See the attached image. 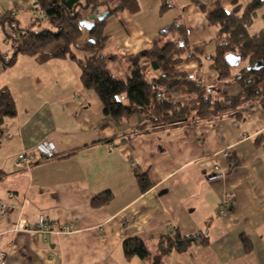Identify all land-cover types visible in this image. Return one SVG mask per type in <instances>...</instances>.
Wrapping results in <instances>:
<instances>
[{"label": "crops", "instance_id": "crops-1", "mask_svg": "<svg viewBox=\"0 0 264 264\" xmlns=\"http://www.w3.org/2000/svg\"><path fill=\"white\" fill-rule=\"evenodd\" d=\"M104 1L95 9L99 14L120 3ZM167 1L172 5L167 13L175 11L172 21L180 16L185 23L191 47L205 46L213 53L215 29L198 7L188 0L151 2L160 9ZM251 1L221 4L228 9ZM34 2L0 0L1 51L11 50L3 16L30 26L36 19ZM139 3L137 13L120 10L105 23L104 52L118 56L110 62L120 76L130 70L123 56L149 48L158 31L172 22L146 17L144 3ZM263 8L264 3L252 32L263 27ZM77 52L79 58L85 55ZM211 63L207 55L186 54L180 67L202 85L238 94V83L232 77L220 81ZM121 68L128 70L120 73ZM80 76L70 58L41 62L26 54L0 75V86L10 90L17 110L0 129V200L11 206L0 214V250L7 252V264H150L137 256L127 258L124 239L137 236L156 248L174 234L199 235L204 242L184 252L173 249L164 264H264V99L241 115L196 117L152 129L144 125V115L122 121L105 116ZM170 97L182 99L178 93ZM43 143L55 150V157L38 159L36 148ZM22 152L35 156L30 168L16 166ZM217 172L223 176L210 180ZM141 177L150 181L145 190ZM106 190L112 199L93 205L94 197ZM226 197L230 204L219 215ZM42 217L49 222L47 231L38 229ZM21 218L26 228L17 230ZM65 225L71 226L70 233L57 232Z\"/></svg>", "mask_w": 264, "mask_h": 264}, {"label": "trees", "instance_id": "trees-1", "mask_svg": "<svg viewBox=\"0 0 264 264\" xmlns=\"http://www.w3.org/2000/svg\"><path fill=\"white\" fill-rule=\"evenodd\" d=\"M45 13L46 18L35 19L27 27H22L12 16H3L5 36L12 50H0V75L15 64L18 55L37 57L41 62L51 58H70L81 69V82L86 89L94 90L101 103L102 113L116 121H122L134 114L144 115L145 126L164 129L178 125L196 117H210L225 113L241 115L254 102L264 99V14L263 27L252 32L251 28L262 8L264 0H252L245 7L241 4L231 9L225 8L221 0H188L203 13L209 26L214 27L215 51L208 54L205 46L191 47L188 32L180 16L163 26L153 40V44L136 54H128L130 70L117 76L111 67L110 59L118 56L106 54L107 36L104 28L107 18L96 20L88 31L89 37L83 42L84 28L81 10L97 9L104 0H34ZM215 2L214 9L209 5ZM171 4L163 2L161 11L165 12ZM139 0H120L119 5L109 11L115 14L120 10L137 13ZM83 51L79 58L75 52ZM197 57L207 55L211 67L223 81L233 78L240 86L238 94L222 93V97L197 78L188 74L180 65L184 55ZM178 93L182 99L170 97ZM125 94V100L119 97ZM219 96H218V95ZM196 114L190 117V112ZM17 113L10 90L0 86V129L5 120ZM3 172L0 171V178ZM143 190L150 187L147 177L139 180ZM113 197L106 190L93 199V205L108 203ZM248 246V240L243 238ZM199 235L164 238L156 248L137 236L124 239L123 248L127 258L137 256L150 264H164V257L173 249L184 252L195 243H202Z\"/></svg>", "mask_w": 264, "mask_h": 264}, {"label": "built area", "instance_id": "built-area-1", "mask_svg": "<svg viewBox=\"0 0 264 264\" xmlns=\"http://www.w3.org/2000/svg\"><path fill=\"white\" fill-rule=\"evenodd\" d=\"M31 13L34 17L38 16L42 20H44L46 18L44 11L42 9H40L36 3L33 5ZM94 15L98 16L99 13L95 12ZM36 151H37V154L39 155L38 159H48V158L55 157V155H56L55 150L52 148H49L45 143L37 146ZM34 161H36L35 156H30V155H28V153L22 152L21 154H19V156L16 160V166L19 169H27V168L31 167V165ZM215 167H217V164L215 165ZM222 176H223V174L221 172H217V173L211 174L209 176V179L215 180V179L220 178ZM9 197H11V198L14 197V193L10 192ZM230 201H231L230 197H226L224 200H222V203H221L219 210H218L219 215L225 214L227 207L230 204ZM10 209H11V206H9L7 204V202L0 200V214L1 215H6ZM23 228H26V221H25V219L21 218L19 220L18 224L16 225V229L19 230V229H23ZM38 229L46 230V231L49 230V222L46 221V219L44 217H42L40 219V222L38 224ZM71 231H72L71 226L65 225V226L61 227L60 229H58L57 232H59V233H61V232L62 233H70ZM175 235L176 234H174L173 237ZM7 263H8L7 262V252L4 250H0V264H7Z\"/></svg>", "mask_w": 264, "mask_h": 264}, {"label": "rangeland", "instance_id": "rangeland-1", "mask_svg": "<svg viewBox=\"0 0 264 264\" xmlns=\"http://www.w3.org/2000/svg\"><path fill=\"white\" fill-rule=\"evenodd\" d=\"M111 1V2H110ZM109 2H110V4L109 5H112L113 4V2H112V0H110ZM143 3H144V9H145V11H146V13H147V15H146V17L148 16V17H150L151 15H154V16H156L157 18H159V22L160 23H169L170 21H172V17L174 16V13H175V11H171V12H169V13H167V11H169V10H167V11H165V12H162L161 11V6L162 5H160V9H158L157 7H156V5L155 4H153L151 1H153V0H141ZM168 2V1H167ZM115 3H118L119 4V1H116ZM171 8V7H170ZM228 9H231L230 7H228ZM264 9V8H263ZM87 11H88V13L89 12H91L92 14H95V12H96V10L94 9V8H89V9H82L81 10V14H82V17L83 18H88V16H86L88 13H87ZM94 12V13H93ZM163 13H166V14H163ZM159 14H162L163 16H161V17H159ZM35 18H37V19H41L40 17H35ZM259 22L260 21H255V23H254V25L252 26V27H254L255 28V26H258L257 24H259ZM84 33H83V36L81 37V40L83 41V42H85L87 39H88V37H89V32H88V30H86L85 28H84ZM9 46H10V48L9 49H11L12 50V47H11V45H10V43H9ZM75 50V49H74ZM80 51V50H79ZM75 52H76V54L78 53L77 52V50H75ZM74 65H76V64H74ZM109 67H111L112 68V70H113V72L119 77L120 75L118 74V70L116 69V64L115 63H113V62H110L109 64ZM77 66V65H76ZM122 69V68H121ZM128 69H125V68H123L122 70H121V72L120 73H123V72H125V71H127ZM214 90V93L216 94V93H218L217 95L219 96V97H222L223 95H222V93H223V91H218L217 89L215 90V89H213ZM90 93L92 94V95H94L95 96V99H94V105H99V106H101L102 105V103H101V101H100V99H99V97H98V95H97V93L94 91V90H91L90 91ZM121 100H125V94H122L120 97H119ZM196 114V112L194 111V112H190V117H192V116H194ZM0 155H1V151H0ZM130 259V258H129ZM140 264H144L142 261H140Z\"/></svg>", "mask_w": 264, "mask_h": 264}, {"label": "water", "instance_id": "water-1", "mask_svg": "<svg viewBox=\"0 0 264 264\" xmlns=\"http://www.w3.org/2000/svg\"><path fill=\"white\" fill-rule=\"evenodd\" d=\"M109 15V11H104L101 14H99L98 16L91 14L88 18H83L80 21V25L85 28L86 30L90 31L93 26L95 25V21L99 20L102 21L105 18H107V16Z\"/></svg>", "mask_w": 264, "mask_h": 264}]
</instances>
